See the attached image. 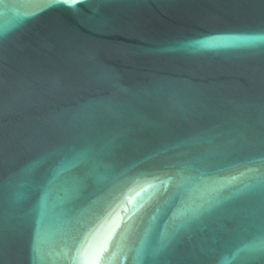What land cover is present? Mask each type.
<instances>
[{"label":"water","instance_id":"95a60500","mask_svg":"<svg viewBox=\"0 0 264 264\" xmlns=\"http://www.w3.org/2000/svg\"><path fill=\"white\" fill-rule=\"evenodd\" d=\"M0 264H264V0H0Z\"/></svg>","mask_w":264,"mask_h":264}]
</instances>
